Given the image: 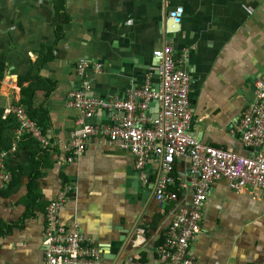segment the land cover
I'll use <instances>...</instances> for the list:
<instances>
[{
	"label": "crops",
	"instance_id": "crops-1",
	"mask_svg": "<svg viewBox=\"0 0 264 264\" xmlns=\"http://www.w3.org/2000/svg\"><path fill=\"white\" fill-rule=\"evenodd\" d=\"M176 5L183 8L178 26L168 19L165 0H0V148L10 144L15 127L1 121V111L26 97L23 87L29 117L55 144L43 148L24 136L6 161L19 177L13 192H0V264L42 263L45 207L64 184L72 191L59 223L78 227L104 264L165 262L157 247L172 214L154 192L164 175L159 159L144 167L154 187L145 202L139 189L148 181H141L134 155L119 143L95 137L75 161L58 165L57 158L77 128L78 111L66 105L68 94L84 84L90 96L107 99L125 98L146 80L158 88L153 52L166 44L175 58L187 53L182 65L192 79L191 134L250 154L230 130L264 73V0H173L169 8ZM79 61L88 63L82 73ZM158 110L155 103L148 113ZM104 111L86 121L112 123L121 114ZM189 169L187 156L175 158L181 205L191 197ZM34 188L35 204L26 199ZM202 214L201 233L188 250L191 264H264V190L252 197L232 191L227 180L214 182ZM19 222L5 232V225Z\"/></svg>",
	"mask_w": 264,
	"mask_h": 264
},
{
	"label": "built area",
	"instance_id": "built-area-1",
	"mask_svg": "<svg viewBox=\"0 0 264 264\" xmlns=\"http://www.w3.org/2000/svg\"><path fill=\"white\" fill-rule=\"evenodd\" d=\"M173 0H165L166 15L179 25L183 17L180 5L169 8ZM185 51L175 58L170 44L153 52L159 61L157 73L159 87L150 80L128 91L121 98H99L87 93L86 84L68 94L66 105L77 109V128L66 142L57 158L63 165L75 161L95 137L105 138L109 143H119L135 157V166L141 181H148L144 167L152 159H159L164 175L158 180L155 196L163 208L170 205L172 219L166 228L163 243L157 247V254L165 260L163 264H191L188 250L201 233L202 210L214 182L227 180L236 193L247 192L257 197L264 190V73L253 85V99L233 123L230 133L237 134L245 148H251L248 155L206 144L190 132L193 114L189 93L192 79L183 67ZM79 73L88 63L79 61ZM95 69L102 71L101 64ZM157 100L159 110L148 113L150 104ZM102 109L120 110L112 123H89L86 120ZM1 118H13L14 134L7 149L0 148V191L5 190L12 180L6 161L16 153L23 136L35 139L43 148H54V142L42 132L41 126L27 113L21 102L5 106ZM187 156L191 197L184 204L179 203L174 189L172 175L176 157ZM173 188V190L171 189ZM72 191L64 184L44 211V227L41 234L43 260L41 264H104L96 244L80 234L78 227L67 228L59 223L58 212L63 208Z\"/></svg>",
	"mask_w": 264,
	"mask_h": 264
},
{
	"label": "trees",
	"instance_id": "trees-1",
	"mask_svg": "<svg viewBox=\"0 0 264 264\" xmlns=\"http://www.w3.org/2000/svg\"><path fill=\"white\" fill-rule=\"evenodd\" d=\"M21 92L24 94H26V97L27 98H29L28 97V94H27V87H23L22 89H21ZM30 95H32V93H30ZM26 97H24V99L21 101V103L22 104H24L25 105V107H27V102H28V100H27V98ZM2 112V111H1ZM9 120H12V122H13V125L15 126V122H14V119L13 118H11V119H9ZM1 121H5V120H1ZM39 122V121H38ZM37 122V123H38ZM40 123V122H39ZM38 123V124H39ZM39 125H41V124H39ZM24 137V136H23ZM32 138V137H31ZM36 141V140H35ZM37 142V141H36ZM20 143V142H19ZM38 143V142H37ZM10 146V144L8 145V146H6L5 145V147H3V149H7L8 147ZM18 177H19V175H17L16 173H15V171H12V180H11V182L9 183V185L7 186V188L5 189V191L4 190H2V191H0L1 192V194L2 195H7V194H9V193H11V192H13L14 191V187H15V185H17L18 183ZM33 186H34V184H33ZM172 190H173V188H171ZM35 192H36V189L34 188L33 190H30L29 192H28V198H26L27 200H28V202H30V201H33L34 202V204H35V202H36V200L39 198L38 197V195H35ZM35 199V200H34ZM24 218H27V215H25L24 214V216H22V219L21 220H23ZM21 223L22 222H19V223H12V224H7V225H5V227H6V233H8L10 230H11V228L12 227H17V226H19V225H21ZM164 240V239H163ZM162 243H163V241H162ZM161 243V244H162ZM160 244V245H161Z\"/></svg>",
	"mask_w": 264,
	"mask_h": 264
},
{
	"label": "water",
	"instance_id": "water-1",
	"mask_svg": "<svg viewBox=\"0 0 264 264\" xmlns=\"http://www.w3.org/2000/svg\"><path fill=\"white\" fill-rule=\"evenodd\" d=\"M171 22H172V20L170 19V18H168ZM175 26H178L177 24H175ZM178 52V51H177ZM179 53V52H178ZM157 60V59H156ZM157 62L159 63V61L157 60ZM158 66V65H157ZM88 93V95H90L89 94V92H87ZM155 103H158L157 102V100H153L152 102H151V104H150V108H151V106L153 105V104H155ZM105 110V111H104ZM104 110H99V111H97L96 112V114H99V115H101L102 114V112L104 111V112H106V111H109V109L107 110V109H104ZM112 110V109H111ZM118 111V113H120L121 111L120 110H117ZM96 114H94V115H96ZM93 115V116H94ZM107 120H104L103 119V123H105ZM248 149V151H251V148H247ZM138 172V171H137ZM153 185H151V183H150V181L148 180V184L146 185V187L145 188H143L142 187V185L140 186V189H139V192H140V194H141V199L143 200V201H147L149 198H150V196L152 195V191H153ZM154 192H155V190H154ZM114 247L113 248H115V249H117L118 248V244H114L113 245ZM115 253V252H114ZM102 257V256H101Z\"/></svg>",
	"mask_w": 264,
	"mask_h": 264
}]
</instances>
